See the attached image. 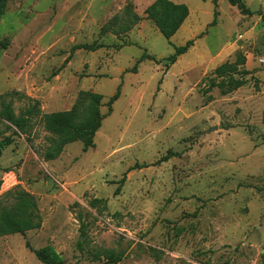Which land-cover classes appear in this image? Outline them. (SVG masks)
<instances>
[{
    "label": "rangeland",
    "instance_id": "obj_1",
    "mask_svg": "<svg viewBox=\"0 0 264 264\" xmlns=\"http://www.w3.org/2000/svg\"><path fill=\"white\" fill-rule=\"evenodd\" d=\"M154 1H9L2 102L16 116L34 106L53 113L92 91L104 96L106 118L95 147L73 142L47 160L53 135L36 117L17 135L0 117V141L12 136L0 155V210L24 192L41 221L0 237V264H44L27 243L52 245L65 264H264V0H244L252 15L219 0L215 26L211 0H171L190 10L171 39L147 18ZM134 14L137 24L121 33ZM93 43L103 47L73 49ZM145 53L157 61L135 69ZM241 59L246 85L226 95L210 88L218 67Z\"/></svg>",
    "mask_w": 264,
    "mask_h": 264
},
{
    "label": "trees",
    "instance_id": "obj_2",
    "mask_svg": "<svg viewBox=\"0 0 264 264\" xmlns=\"http://www.w3.org/2000/svg\"><path fill=\"white\" fill-rule=\"evenodd\" d=\"M10 0H0V20L4 15L7 5ZM208 1V0H204ZM215 7V19L210 26H215L219 15L218 6L219 0H211ZM232 6L236 7L243 15H252L253 12L247 6L244 0H227ZM128 11V9H127ZM147 18L151 20L160 33L166 38L171 39L183 26L190 15V10L186 4H177L171 0H156L145 10ZM133 15V14H132ZM139 17L134 14L133 19L122 27V32L129 31L132 26L136 25ZM102 32H106L103 28ZM200 37V36H199ZM194 46V40H189L183 46L176 47L175 53L166 58V67L175 64L179 57L188 52ZM103 47V44H80L74 46L73 49H84L87 51H96ZM144 60L157 61L155 57L148 54H143L137 61V65ZM245 59H241L237 64H224L215 70L216 78L211 82L210 88L217 87L222 94L226 95L238 90L246 85L245 75L246 70H239L238 65H244ZM240 75V76H236ZM219 79L218 82H216ZM120 85L115 94L108 102L109 111L112 113L113 104L121 96ZM104 96L100 93L92 91H81L69 111L42 113L38 111L36 106L26 110L24 114L16 116L11 107L2 102L0 96V104L3 106L0 110V117L7 121L8 130H13V134L26 133L33 125L34 118L40 122L43 127L53 135L51 139L52 146L47 150L45 157L47 160L57 158L63 151V148L73 142H82L83 151L87 152L95 147V136L102 127L106 115L102 113ZM11 135L4 137L0 141V155L2 151L12 142ZM173 153L169 152L161 161L170 159ZM125 182V177L119 182L116 189V194L121 191V187ZM41 226V221L38 215V205L34 198L27 193H21L18 197V202L11 208H2L0 210V237L13 234L25 235L28 231L38 229ZM27 247L34 252L36 257L44 264H65L62 255L52 246L47 245L40 249H33L30 243ZM110 260L118 262L122 259L121 256L113 253L107 254Z\"/></svg>",
    "mask_w": 264,
    "mask_h": 264
},
{
    "label": "water",
    "instance_id": "obj_3",
    "mask_svg": "<svg viewBox=\"0 0 264 264\" xmlns=\"http://www.w3.org/2000/svg\"><path fill=\"white\" fill-rule=\"evenodd\" d=\"M216 128H211V130H215Z\"/></svg>",
    "mask_w": 264,
    "mask_h": 264
}]
</instances>
